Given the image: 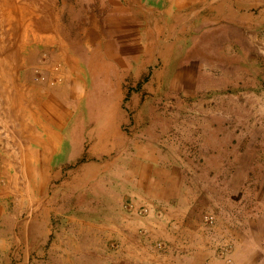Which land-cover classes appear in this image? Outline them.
Returning <instances> with one entry per match:
<instances>
[{
    "label": "crops",
    "instance_id": "0c3cea01",
    "mask_svg": "<svg viewBox=\"0 0 264 264\" xmlns=\"http://www.w3.org/2000/svg\"><path fill=\"white\" fill-rule=\"evenodd\" d=\"M258 49L264 0H0V264H264V188L226 198L145 123Z\"/></svg>",
    "mask_w": 264,
    "mask_h": 264
},
{
    "label": "rangeland",
    "instance_id": "374dc122",
    "mask_svg": "<svg viewBox=\"0 0 264 264\" xmlns=\"http://www.w3.org/2000/svg\"><path fill=\"white\" fill-rule=\"evenodd\" d=\"M256 52L259 62L249 66L245 57L236 63L227 52L211 58L205 86L194 98L160 94L146 105L157 120L145 122L170 150L167 156L190 161L207 183L221 179L217 188L226 198L234 188L249 204L264 188V56Z\"/></svg>",
    "mask_w": 264,
    "mask_h": 264
},
{
    "label": "built area",
    "instance_id": "2783aa9c",
    "mask_svg": "<svg viewBox=\"0 0 264 264\" xmlns=\"http://www.w3.org/2000/svg\"><path fill=\"white\" fill-rule=\"evenodd\" d=\"M40 80H44V76L41 74ZM39 80V81H40ZM56 81L59 80H51L50 81V85H54V83ZM1 118H3V116H1ZM2 121V119H1ZM125 210H127L130 214L136 216V217H146L149 216L151 213H153L155 207L153 205L150 204H145V205H137L134 201H128V203L125 204L124 206ZM157 210V209H155ZM205 221L207 223L208 226H213L215 224V217L212 215H208L205 218ZM159 248H164V246H162V244H159ZM221 254L224 258L225 263L227 264H232V259H231V248L230 246H226L223 248V250L221 251ZM230 257V258H229Z\"/></svg>",
    "mask_w": 264,
    "mask_h": 264
}]
</instances>
